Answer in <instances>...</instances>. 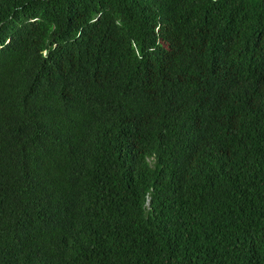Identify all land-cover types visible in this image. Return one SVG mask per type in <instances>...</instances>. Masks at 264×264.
Here are the masks:
<instances>
[{"label": "trees", "instance_id": "1", "mask_svg": "<svg viewBox=\"0 0 264 264\" xmlns=\"http://www.w3.org/2000/svg\"><path fill=\"white\" fill-rule=\"evenodd\" d=\"M0 264H264V0H0Z\"/></svg>", "mask_w": 264, "mask_h": 264}]
</instances>
